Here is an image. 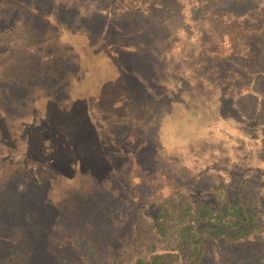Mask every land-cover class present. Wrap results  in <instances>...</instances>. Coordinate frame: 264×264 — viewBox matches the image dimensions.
Returning <instances> with one entry per match:
<instances>
[{
	"label": "rangeland",
	"instance_id": "obj_1",
	"mask_svg": "<svg viewBox=\"0 0 264 264\" xmlns=\"http://www.w3.org/2000/svg\"><path fill=\"white\" fill-rule=\"evenodd\" d=\"M66 2L70 11L61 18L63 23L76 17V5L82 14L90 11L88 0ZM257 3L264 0L245 2ZM7 25L0 33V99L6 98L7 80L22 68L39 63L45 69L57 67L64 55V34L57 38L50 29V36L41 38L23 29L9 31L14 25ZM194 35L183 31L181 38ZM178 51L175 48L171 56ZM155 59L137 89L134 84L106 82L89 105L97 142L110 153L119 151L111 156L105 189L114 193L112 203H120L113 227L87 220L93 214L84 203L94 194L95 183L69 169L76 163L68 147L76 141L82 108L67 120L49 113L54 120L46 122L39 114L16 121L0 114V264H44L48 255L59 260L62 248L46 234L53 216L66 209L86 219L77 224L76 245L70 239L62 241L66 256L76 250V264H134L138 257L149 258L167 244L174 245L153 238L154 204L181 195L210 200L221 191L247 198L263 231L234 247L208 241L199 264H264V83L259 86V109L247 112L244 106H232L221 92L224 86L215 89L204 83L196 88L177 61ZM18 109L17 113L27 111ZM97 172L95 182L106 169Z\"/></svg>",
	"mask_w": 264,
	"mask_h": 264
},
{
	"label": "trees",
	"instance_id": "obj_2",
	"mask_svg": "<svg viewBox=\"0 0 264 264\" xmlns=\"http://www.w3.org/2000/svg\"><path fill=\"white\" fill-rule=\"evenodd\" d=\"M88 1V14H82L76 5V17L63 23L61 18L70 11L66 0H0V33L11 24L14 28L9 31L23 29L25 33L48 38L53 29L51 32L57 38L63 34L65 38L61 41L64 55L59 56V66L45 69L39 63L32 69L22 68L7 80L8 90L3 92L6 98L1 97L0 114L7 121L23 120L29 113L39 114L46 122L54 120L49 113L67 120L82 108L76 141L68 147L72 148L71 156H76V163H71L69 169L75 176L95 183L94 194L84 203L89 214H93L87 220L113 227L119 219L116 205L120 203H112L114 193L105 189L107 178L108 181L111 178V156L119 151L110 153L97 142L98 135L88 119L89 105L106 82L115 86L122 85L117 82L134 84L137 89L145 68L153 65L157 56L159 60L169 58L181 64L197 83L196 88L204 83L215 89L224 86L221 92L230 97L233 107L257 111L259 86L264 83V3ZM183 31L195 35L181 38ZM177 47L175 59L171 53ZM4 106L15 109L17 115L5 111ZM20 107L27 111L17 113ZM104 168L106 172L95 182V173ZM71 203L76 207V201ZM71 210H58L53 216L46 238L54 241L56 247L60 245L58 249L62 248L63 255L59 260L48 255L51 263L44 264H76L73 254L76 250L66 256L62 241L70 239L76 245L77 231L80 234L79 229L76 231L77 224L86 219ZM151 219L153 238L172 241L174 245L167 244L149 258L138 257L134 264H199L208 241L234 247L263 231L260 216L250 209L247 198L223 191L214 193L210 200L187 195L162 200L153 205ZM46 246L50 244L46 242Z\"/></svg>",
	"mask_w": 264,
	"mask_h": 264
}]
</instances>
